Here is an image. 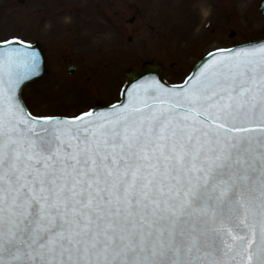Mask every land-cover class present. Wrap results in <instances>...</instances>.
<instances>
[{
    "label": "snow or ice",
    "instance_id": "obj_1",
    "mask_svg": "<svg viewBox=\"0 0 264 264\" xmlns=\"http://www.w3.org/2000/svg\"><path fill=\"white\" fill-rule=\"evenodd\" d=\"M105 110L34 116L39 54L0 42V264H264V44Z\"/></svg>",
    "mask_w": 264,
    "mask_h": 264
},
{
    "label": "rangeland",
    "instance_id": "obj_2",
    "mask_svg": "<svg viewBox=\"0 0 264 264\" xmlns=\"http://www.w3.org/2000/svg\"><path fill=\"white\" fill-rule=\"evenodd\" d=\"M248 1L0 0V42L46 50L47 75L22 91L30 111L74 116L118 101L133 68L158 63L164 79L178 83L207 53L264 38V16ZM49 21L74 42H51Z\"/></svg>",
    "mask_w": 264,
    "mask_h": 264
},
{
    "label": "water",
    "instance_id": "obj_3",
    "mask_svg": "<svg viewBox=\"0 0 264 264\" xmlns=\"http://www.w3.org/2000/svg\"><path fill=\"white\" fill-rule=\"evenodd\" d=\"M264 44V41H258V42H255V43H251V44H248V45H245V46H250V45H262ZM245 46H242V47H245ZM33 50H35L38 54H39V58H40V73L39 75L35 76L33 79H31L30 81H27L26 83H29L33 80H36V79H39L41 77H43L46 73V67H45V56H44V53L42 51V49L39 47V46H33L31 47ZM240 48V47H239ZM237 49V48H236ZM207 59H210V57H206L198 66L197 68L195 69L194 73L197 71V69L200 67L201 64H203ZM161 66L159 65H147L144 69L143 72H138V71H133L132 73L129 74L128 76V81H127V84L126 86L124 87L123 91H122V101L125 99V96H124V90L125 89H128V88H131L132 86H134L135 84L143 81L146 77H155L161 84H163L164 86L166 87H177V86H169L167 84H165L162 79H161ZM193 73V75H194ZM193 75L191 77H193ZM190 77V78H191ZM188 78V80L190 79ZM25 83V84H26ZM178 86H182V85H178ZM110 108V107H108ZM108 108H98V109H95V110H105V109H108Z\"/></svg>",
    "mask_w": 264,
    "mask_h": 264
}]
</instances>
